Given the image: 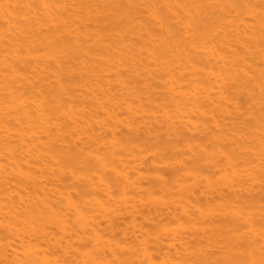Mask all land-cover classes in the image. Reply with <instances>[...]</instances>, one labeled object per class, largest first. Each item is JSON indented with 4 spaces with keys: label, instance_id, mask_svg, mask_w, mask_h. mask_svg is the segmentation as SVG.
<instances>
[{
    "label": "bare ground",
    "instance_id": "bare-ground-1",
    "mask_svg": "<svg viewBox=\"0 0 264 264\" xmlns=\"http://www.w3.org/2000/svg\"><path fill=\"white\" fill-rule=\"evenodd\" d=\"M0 264H264V0H0Z\"/></svg>",
    "mask_w": 264,
    "mask_h": 264
}]
</instances>
